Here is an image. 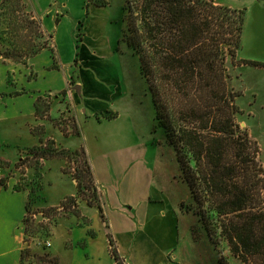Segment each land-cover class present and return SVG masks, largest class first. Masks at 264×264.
<instances>
[{
  "label": "crops",
  "instance_id": "obj_1",
  "mask_svg": "<svg viewBox=\"0 0 264 264\" xmlns=\"http://www.w3.org/2000/svg\"><path fill=\"white\" fill-rule=\"evenodd\" d=\"M28 1L41 30L50 35L51 47L34 54L27 63L10 60L0 50V162L6 164H0V264H22V251L27 243L25 219L30 191L28 187H18L17 178L10 171L24 158L34 157L29 150L44 147L49 138L61 148L85 147L103 210L102 215L98 209L89 213L82 206L80 215L65 219L57 235L65 244L66 252L50 242V249L55 248L51 251L58 255L60 264H118L111 252L112 244L125 264H181L175 242L177 209L167 210L166 196L151 184V170L143 164L144 157L148 156L147 144L137 143L130 112L114 102L119 101L123 90L113 93L101 87V79L111 81L113 75L98 68L100 58L95 53H85L77 59L75 69L66 67V59L62 57L65 33L61 32L65 14L61 19L57 12L67 7L65 0ZM217 2L245 10L239 59L264 62V0H239L235 6ZM85 78L94 84L93 92ZM99 92L104 99L114 101L92 98ZM66 101L71 103L70 109L78 122L80 133L76 135L65 136L49 118V114L59 117ZM111 111L116 115L108 118L107 112ZM81 116L87 117L86 124H80ZM108 126L114 129L109 134L106 133ZM58 157L61 158L43 157V171L56 168L61 174L65 161ZM64 178L65 186L58 201H51L43 192L47 203H38L39 206H56L69 195L73 184ZM72 182L75 184L73 179ZM218 254L220 260L219 250ZM229 259L228 264H242L233 256Z\"/></svg>",
  "mask_w": 264,
  "mask_h": 264
},
{
  "label": "trees",
  "instance_id": "obj_2",
  "mask_svg": "<svg viewBox=\"0 0 264 264\" xmlns=\"http://www.w3.org/2000/svg\"><path fill=\"white\" fill-rule=\"evenodd\" d=\"M124 9L127 43L139 56L157 119L194 199L192 209L215 247L220 237L242 264H264L261 148L237 120L240 93L226 67L227 54L235 58L241 47L245 10L216 0H125ZM217 34L225 38L218 40ZM46 47L42 44L32 55ZM242 62L264 67V62ZM47 143L39 147L40 153L32 150L34 155H65L53 141ZM80 152L95 180L85 147ZM25 253L23 249L22 260ZM113 254L124 264L116 249ZM224 259L221 256L222 264Z\"/></svg>",
  "mask_w": 264,
  "mask_h": 264
},
{
  "label": "rangeland",
  "instance_id": "obj_3",
  "mask_svg": "<svg viewBox=\"0 0 264 264\" xmlns=\"http://www.w3.org/2000/svg\"><path fill=\"white\" fill-rule=\"evenodd\" d=\"M83 1H86L85 5ZM220 1L234 6L239 5V0ZM65 3L67 7H61L57 12L61 19L65 14L61 32L65 33L62 57L66 59V67L69 69L72 66V69H75L77 59L83 58L85 53L88 55L95 53L96 57L100 58L98 68L113 75L111 81H108L110 78L108 80L102 78L101 87H107L113 93L123 90L119 101H114L112 98L104 99L105 97L100 95L101 91L98 94H92V98L97 101H101L99 98L114 101L117 106L121 105L123 110L130 112L133 124L136 126L133 130L137 131L135 133L137 143H146L148 147V156L144 157L145 163L143 164L151 170V176L149 175L151 184H154L156 189L166 196L169 203L167 210L177 209L178 217H175L174 227L180 263L222 264L218 250L226 258L224 262L230 263L229 258L232 254L226 241L218 237L219 244L215 247L199 215L191 207L194 199L188 184L182 178L176 151L168 142L166 131L157 119L153 97L142 74L139 56L126 40V34L129 32L126 19L128 15L124 9L125 0H65ZM27 25L29 27H26ZM216 30L219 29L216 27ZM40 31V23L28 0H5L1 4L0 50L5 57L19 63H27L39 46L47 44L51 47L50 35H41ZM222 37L224 39L225 34H217L218 40ZM240 60L239 55L231 58L227 54V71L231 74L235 91L240 93L236 101L239 107L237 120L241 127L247 129L252 138L257 140L261 148L259 159L262 163L264 161V67L249 62L240 63ZM244 60L249 61L245 58ZM85 80L88 83L87 86L92 89L94 84H90L86 78ZM66 102L63 104L64 111L59 117H52L49 114V118L65 136L76 135L78 134V122L70 109L71 103ZM119 111L122 110L119 109ZM111 113L113 111L107 112V115ZM86 118V116H81L80 124L84 122L86 124ZM37 130L40 132L41 126L37 127ZM113 130V127H109L106 133L109 134ZM47 140L53 141L55 148L66 152L65 155H61V158L58 157L59 160L65 161L61 174L57 173L56 168L44 172L45 159L43 160V157L38 155L24 158L10 171V174H14L17 178L19 183L17 186L28 187L30 191L27 213L29 219L25 221V227L28 223L29 226L26 231V253L22 264H60L58 255L52 252L55 248H51L52 251L50 249V242H54L57 249L66 252L65 244L57 235L60 227L65 225V219L71 215H80L82 206L86 207L89 213L95 209H98L101 215L103 212L97 183L91 179L85 166V156L80 152L83 146L71 150L61 148L53 138ZM31 150L40 153L38 147ZM31 150L28 153L34 154ZM77 151L79 153L75 154ZM0 164L6 165L2 162ZM64 177L68 178L66 180L68 184H73L69 195L56 206H39L38 203H47L43 192L47 193L51 201H58L62 194L60 191L65 186ZM51 180H54L53 185ZM112 242L111 240V244ZM114 249L116 248L112 244V254ZM118 256L120 257L119 253ZM120 260L122 261L121 257Z\"/></svg>",
  "mask_w": 264,
  "mask_h": 264
},
{
  "label": "built area",
  "instance_id": "obj_4",
  "mask_svg": "<svg viewBox=\"0 0 264 264\" xmlns=\"http://www.w3.org/2000/svg\"><path fill=\"white\" fill-rule=\"evenodd\" d=\"M34 217H36V215H34ZM112 252V251H111ZM124 264H125V262H124Z\"/></svg>",
  "mask_w": 264,
  "mask_h": 264
}]
</instances>
